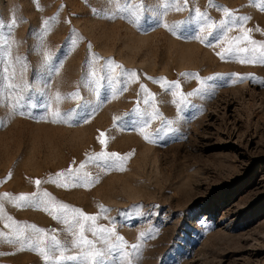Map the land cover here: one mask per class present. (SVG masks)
Wrapping results in <instances>:
<instances>
[{
  "label": "rangeland",
  "instance_id": "374dc122",
  "mask_svg": "<svg viewBox=\"0 0 264 264\" xmlns=\"http://www.w3.org/2000/svg\"><path fill=\"white\" fill-rule=\"evenodd\" d=\"M261 44L264 0H0V264L72 209L109 264H264Z\"/></svg>",
  "mask_w": 264,
  "mask_h": 264
},
{
  "label": "snow or ice",
  "instance_id": "6c2138e0",
  "mask_svg": "<svg viewBox=\"0 0 264 264\" xmlns=\"http://www.w3.org/2000/svg\"><path fill=\"white\" fill-rule=\"evenodd\" d=\"M225 14L229 15L227 9H225ZM244 19H247V17H245ZM167 26V25H165ZM211 27V26H210ZM209 35H211V33H209ZM237 39H240V37H237ZM253 43H255L253 41ZM261 48L264 49V44H261ZM229 51H233L232 49H229ZM261 57L264 58V52H261ZM221 59H224V56L221 55ZM131 75L135 76L136 74L133 72ZM211 79V78H209ZM73 95H78V93H74ZM60 113H57V116H60ZM103 135V134H101ZM145 139H148L147 136H145ZM101 143L103 144L104 141L101 140ZM110 158H119L118 154L113 153L111 154ZM58 177L61 174H57ZM35 183L37 185H39L41 183L40 180H36ZM9 194H5V196H8ZM35 195V194H33ZM45 196L48 195V193H44ZM16 199L20 200V201H24V202H30L31 198L27 195H20L19 197H17ZM60 209H62L63 211H67L68 210V205H60L59 206ZM73 212V217H72V222L74 224H78L80 225V235L78 237V239L72 240L70 246L72 248H77V249H83V251L79 254V255H72V256H64L61 255L60 258L58 260L55 261V264H63L64 261L66 260H70V261H74L76 262V264H109V261L107 259L108 255H111L113 253V249L115 248V246H109L106 248H97L95 247V244L93 241L88 240L84 235L83 232L85 230L84 225L81 224V219L84 221H89V220H94L95 218L93 216H89V215H85L81 210L79 209H72ZM59 219V217H57ZM66 223L68 222L67 220L65 221ZM72 224H70V230H71ZM34 230L36 233H43L45 230L43 229H39L36 228L35 226H33ZM105 230L104 229H100L101 234H103ZM2 235V234H0ZM93 235H96V232H93ZM24 237L23 234H20L17 236L18 240H23ZM101 239H103V235H101ZM118 240H122V238L117 237ZM9 242H11V240H9ZM40 243H45L44 241H40ZM105 245H107V240H104ZM69 247V245L64 244L62 245L60 243L59 240H57L55 238V236L52 237V244L50 247H45V248H41L40 252L42 255H49L50 253L54 254L56 251H61L63 252L64 250H66ZM133 248H136V245L132 246Z\"/></svg>",
  "mask_w": 264,
  "mask_h": 264
}]
</instances>
